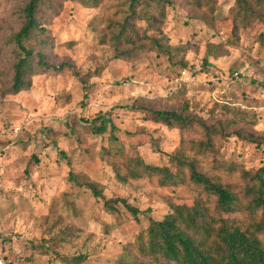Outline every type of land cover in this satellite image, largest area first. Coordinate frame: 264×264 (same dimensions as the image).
Returning <instances> with one entry per match:
<instances>
[{
  "label": "rangeland",
  "instance_id": "374dc122",
  "mask_svg": "<svg viewBox=\"0 0 264 264\" xmlns=\"http://www.w3.org/2000/svg\"><path fill=\"white\" fill-rule=\"evenodd\" d=\"M173 1L160 25L178 50L169 59L131 44L116 48L134 47L132 55H117L110 32L128 13L127 0H59L43 17L54 68L35 73L29 90L2 94L22 0H0V255L15 264H70L62 257L78 255L80 264H119L148 216L161 218L169 202L191 204L186 186L160 185L155 174L116 177L110 147L165 166L179 144V131L143 118L141 104L183 111L210 127L234 121L223 133V158L245 168L264 163V56L256 42L264 25L254 20L228 43L236 0H214L213 12ZM217 38L224 40L219 52L208 47ZM103 123V133L92 131ZM70 174L93 181L102 198ZM116 199L138 208V219L122 205L105 208L104 200Z\"/></svg>",
  "mask_w": 264,
  "mask_h": 264
},
{
  "label": "trees",
  "instance_id": "16d2710c",
  "mask_svg": "<svg viewBox=\"0 0 264 264\" xmlns=\"http://www.w3.org/2000/svg\"><path fill=\"white\" fill-rule=\"evenodd\" d=\"M127 1L128 13L116 30L110 32L117 55L127 56L132 55L135 49H148L158 57H174L177 48L166 43L160 34L166 9L174 1ZM236 3L239 12L232 18L231 33L235 40L227 39L228 43L238 42V30L249 27L254 20L264 25V0H236ZM189 4L198 9L207 6L211 12L214 10V0H190ZM58 6L59 0H22L19 26L9 39L13 46V60L2 94L27 91L35 73L54 68L46 57L45 48L49 47L50 40L44 36L43 17ZM136 22L143 26L141 32H138ZM223 41L217 38L208 47L219 52ZM256 42L258 51H262L264 56V34H259ZM127 44L135 49L116 48ZM207 54L212 55L210 49H207ZM174 64L180 66V72L186 67V63L180 60ZM204 64L208 65L207 57ZM141 107L143 118L162 123L168 129H177L179 144L168 154V165L165 166L146 164L140 157L125 153L123 147H110L107 154L114 160L116 177L126 181L128 177L136 176L138 171L155 174L160 185L186 186L193 193V199L188 205L169 202L167 212L159 219L148 216V225L124 249L118 263L137 264L141 260L148 264H264V163L256 168H245L224 159L220 152L223 133L227 131L228 124L235 122L227 121L218 127H210L183 111L154 109L143 104ZM105 130V123L92 128L94 133ZM125 161L132 167L127 168ZM121 170L127 174L123 175ZM69 179L90 190L95 197L102 196V191L93 181H79L74 174H70ZM111 202L104 200L103 204L112 212L118 211L119 204L135 220L141 213L123 199ZM45 249L48 250L47 246ZM3 256L12 260L6 254ZM62 258L70 264H80L85 259L83 255Z\"/></svg>",
  "mask_w": 264,
  "mask_h": 264
},
{
  "label": "built area",
  "instance_id": "2783aa9c",
  "mask_svg": "<svg viewBox=\"0 0 264 264\" xmlns=\"http://www.w3.org/2000/svg\"><path fill=\"white\" fill-rule=\"evenodd\" d=\"M0 264H15L11 259H6L3 255H0Z\"/></svg>",
  "mask_w": 264,
  "mask_h": 264
}]
</instances>
